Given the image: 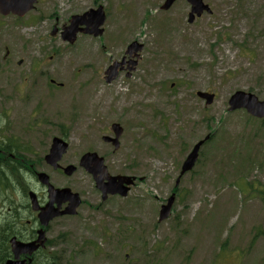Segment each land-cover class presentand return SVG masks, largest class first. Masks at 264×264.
<instances>
[{"label": "rangeland", "instance_id": "374dc122", "mask_svg": "<svg viewBox=\"0 0 264 264\" xmlns=\"http://www.w3.org/2000/svg\"><path fill=\"white\" fill-rule=\"evenodd\" d=\"M164 1L44 0L20 20L0 15V126L14 127L11 149L20 148L23 166L90 204L50 225L55 264H264V119L229 109L239 90L264 100V0H204L212 12L192 23L186 0L169 10ZM99 5L103 35L62 39L73 15ZM133 41L144 44L137 69L107 83L105 71ZM198 91L215 101L206 105ZM2 97L14 112L1 110L9 105ZM114 122L124 128L117 151L102 140ZM55 136L69 142L61 164L78 167L70 177L45 161ZM203 139L195 167L181 177ZM87 151L104 156L110 174L136 176L127 197L102 203L79 166ZM21 179L41 192L33 176ZM174 192L172 215L160 222ZM10 197L25 203L21 186L0 190V222ZM114 234L116 252L107 240Z\"/></svg>", "mask_w": 264, "mask_h": 264}, {"label": "water", "instance_id": "95a60500", "mask_svg": "<svg viewBox=\"0 0 264 264\" xmlns=\"http://www.w3.org/2000/svg\"><path fill=\"white\" fill-rule=\"evenodd\" d=\"M38 0H0V11L4 14H9L13 12L20 16L25 15L30 9L33 8L34 4ZM175 0H167L163 5L164 9H168ZM192 4V11L190 13V22L195 19V14L200 16L205 10L210 11L208 5L204 4L202 0H188ZM106 16L102 7L97 10L91 9L90 11L84 13L83 15H75L72 17L71 24L65 28L62 33L63 39L73 43L76 40L78 32H87L93 34L94 36H99L103 33L101 26L105 23ZM85 25V28L81 26ZM143 49V45L133 42L128 47V53H137ZM133 65L137 64V61H131ZM121 65L119 62H114L106 71V80L111 82L118 76V67ZM132 69V68H131ZM198 95L207 100V104H211L214 101V94L199 92ZM230 110H236L245 108L250 114L255 117H264V101H260L257 96L252 93H247L244 91H237L234 93L230 100ZM116 137H104L106 141H112L116 148H119V137L122 134L123 129L119 124H114L112 126ZM204 141H200L195 145L192 152L188 155L185 160L181 173L191 170L199 155V149ZM69 144L64 139L55 137L50 148V152L45 156V160L48 164L52 165L54 168H59L58 162L62 159L63 155L68 150ZM80 165L88 170L94 175L97 187L103 193V199H106L108 194H120L126 196L130 189V185L133 184L134 179L128 176H111L108 173L107 166L104 163V158L99 157L97 153L88 152L85 153L81 160ZM76 170L74 165H69L64 168L66 174L71 175ZM41 183L48 185L50 192V202L43 208H40L37 204L36 198L33 193H31L33 208L36 210H41L39 213V218L43 226H47L49 222L59 216L65 214H75L77 207L80 205L81 200L77 193H72L69 188L59 189L55 188L49 183V176L40 172L38 174ZM174 195L168 199L167 204L163 205L160 211V220H165L169 217L172 205L174 203ZM70 201L69 206L65 210H60L61 205L64 201ZM58 206L55 207L54 203ZM45 231H40V237L37 242L41 245L44 244ZM12 251L14 253L15 259L8 261L6 264H26L25 260L20 261L19 258L21 254H32L39 245L36 242L22 243L13 238L11 240Z\"/></svg>", "mask_w": 264, "mask_h": 264}, {"label": "flooded vegetation", "instance_id": "af4514ba", "mask_svg": "<svg viewBox=\"0 0 264 264\" xmlns=\"http://www.w3.org/2000/svg\"><path fill=\"white\" fill-rule=\"evenodd\" d=\"M1 30L2 29H0V32ZM7 54H8V50H7ZM125 66H127V63L124 65V68ZM1 99L4 101V103L9 102V105H7L4 108H1V110L5 109V111L9 112L11 109L12 112L15 111L13 106H11L12 100L9 97H2ZM15 102L19 103L20 100H16ZM1 119L2 117L0 118V121ZM5 123L7 124H5L4 126H0V130L3 131V135L0 136V161L2 160V162H5L8 158H12V160L18 158L17 156L15 157V155L13 156L12 153L6 149L10 146H13L15 144L14 142L17 141L18 138L14 135V127L11 124L9 125L7 121H5ZM23 161L24 160H22L20 157V162L17 161L18 163L17 166L19 167L18 170L11 171L10 174H29L30 176L36 178L37 171L34 169V167H32V165L23 166ZM55 172H57L60 175H64L62 174L63 172L60 169L55 170ZM0 174H8V172L7 170H4L3 172H0ZM0 188L2 189V187ZM26 189L27 191L26 193H24L25 203H22L20 205L18 204L19 206H17V208L8 207L6 213L4 214L5 215L4 220L0 222L1 225L4 224L2 226V230H4V232H7L8 230L12 232L10 236H0V259H1L0 264H6L8 260L14 259V253L12 251V243H11V239L13 237H15L18 241L22 243L36 242L39 245V247L32 254H21L20 260H25L26 264H55L54 262L56 260V252H53V249L56 248L59 242L53 240L48 236V232L50 230L49 227L52 221L45 228V232H46L45 240H44V244L41 245L40 242H37V240L40 237V231L44 229V227L42 226L39 218V214H38L39 211L34 210L32 208L31 200L29 197V192L34 191L37 196L38 203L42 207L46 205L50 200L48 189L45 186H41V192L35 190L34 187L32 186H29V188ZM72 190L75 191L74 189ZM23 192H24V188H23ZM78 193L80 194V197L82 199V203L79 207V210L85 204L90 206V204L84 199L83 194H81L80 192ZM98 194L100 196L102 203H108L114 197H116V196H109L106 200H104L102 193L98 191ZM68 203L69 200L64 201L62 203V208L66 207ZM0 210H1V206H0ZM79 210L78 213L74 216L66 215L61 218L77 217L79 216ZM117 239L118 237L116 236V234L113 235L112 241L109 239V237H107V240L109 242L115 243V246L113 245L115 252L117 249L116 248ZM109 242H106V246L109 244ZM98 247L101 248L99 245ZM92 248L95 249V247ZM109 255L115 258V256L111 252H109ZM101 257L102 256H98L96 259L100 260Z\"/></svg>", "mask_w": 264, "mask_h": 264}, {"label": "trees", "instance_id": "16d2710c", "mask_svg": "<svg viewBox=\"0 0 264 264\" xmlns=\"http://www.w3.org/2000/svg\"><path fill=\"white\" fill-rule=\"evenodd\" d=\"M0 164H1V162H0ZM16 175L17 174H8L7 182L9 184V186H11V182H13V181L15 183H17L18 179H17ZM7 187H8V185H7ZM3 225L0 226V236H10L12 234V232L10 230H8L7 232H4V230H2ZM0 261H1V259H0Z\"/></svg>", "mask_w": 264, "mask_h": 264}]
</instances>
